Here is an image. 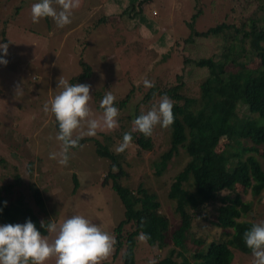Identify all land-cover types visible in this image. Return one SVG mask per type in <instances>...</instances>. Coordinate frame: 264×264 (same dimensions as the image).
Here are the masks:
<instances>
[{
	"label": "rangeland",
	"instance_id": "rangeland-1",
	"mask_svg": "<svg viewBox=\"0 0 264 264\" xmlns=\"http://www.w3.org/2000/svg\"><path fill=\"white\" fill-rule=\"evenodd\" d=\"M140 1L80 0L72 22L58 28L51 18L48 22L45 18L39 23L32 22L31 5L38 0H0V43L8 44L6 56L0 51V58L8 61L6 65L0 64V190L8 200L31 209L39 228L41 221L58 223L80 214L115 236V228L124 219V207L118 196L109 185H103L109 161L96 155L93 142L70 150L67 166L49 158L50 153L59 150V142L55 139L58 132L54 116L44 111V105L62 90L58 80L62 77L70 83L86 74L85 66L90 68L89 76L76 84L91 86L89 108L91 118L96 119L102 115L99 103L107 91L119 101L132 85L136 86L131 105L117 117L116 129L97 130L95 136L83 137L97 140L117 154L115 149L123 134L132 127V121L126 117L135 111L139 116L160 100L156 97L150 104H141L148 89L144 87V79L154 82L159 89L175 84L178 73L188 82L191 75L187 70L183 73V56L198 58L213 54L214 50L208 51L203 43L192 50L191 46H183L191 30L203 32L223 21L238 26L247 23L255 15L260 17L262 3L261 0H146L140 6ZM192 77L199 80L188 84L183 93L199 99V82L206 76L192 70ZM132 134L138 136V132ZM149 137L152 151L137 157L134 141L126 149L122 165L127 176L120 183L127 192L142 187L154 193L171 231L179 225V219L167 194L189 158L180 149L162 174L156 176L154 164L169 149L171 130L157 125ZM227 142L221 141L218 149ZM259 162L264 168V160ZM73 175L78 181L75 193ZM35 190L42 196V209L34 205ZM235 190L243 203L251 204L249 214L241 219L253 223L264 221V192L254 195L251 189L244 191L240 186ZM226 194L222 193L220 198ZM206 214V220L192 223L185 247L175 252L173 262L183 264L187 260L193 264L194 253L230 233L225 230L222 234L215 227V207L208 208ZM17 223L23 224L25 220ZM130 231L131 226H125L121 248L116 251L114 247L102 264H123L122 253ZM197 240L203 242L201 246L195 243ZM171 247L169 242L167 248L159 251L137 238L135 262L148 264L150 259H155L159 264ZM232 254L231 264H252L251 253L232 249ZM46 264H55V260L50 259Z\"/></svg>",
	"mask_w": 264,
	"mask_h": 264
},
{
	"label": "trees",
	"instance_id": "trees-1",
	"mask_svg": "<svg viewBox=\"0 0 264 264\" xmlns=\"http://www.w3.org/2000/svg\"><path fill=\"white\" fill-rule=\"evenodd\" d=\"M145 1H140L139 5ZM261 1L260 17L255 15L247 23L238 26L223 21L203 32L191 30L183 46H191L192 50L198 43H203L208 51L214 50L213 54L198 58L183 56V73L187 70L191 80L186 82L183 74L178 73L175 84L163 89L155 85L141 98L142 105L165 94L173 101L170 147L154 164V174L160 176L180 149L189 158L173 179L167 194L179 219L174 230L170 231V222L161 213V205L154 193H148L142 187L129 192L123 190L120 181L127 176L122 165L126 150L114 154L108 146L86 138H81L79 146L71 149L77 150L87 142H93L96 155L109 161L103 185L110 186L124 207V219L114 230L116 251L122 246L121 235L125 226L132 228L125 239L123 264H136L134 249L141 232L150 236L146 243L152 249L161 251L171 243V249L159 264H177L172 261V256L185 247L192 223L198 219L206 220V211L210 207H215V227L222 234L225 230L230 233L218 242H210L203 251L194 253L193 264H231L232 249L251 253L242 236L254 223L241 219L249 214L251 204L243 203L235 188L251 189L254 195L264 192V168L259 162V159L264 160V0ZM45 20L48 22V18ZM85 67L86 74L72 79L71 84L89 76L90 68ZM192 70L206 76L199 82V99L183 93L188 84L199 80L192 77ZM135 87L132 85L121 100L114 101L119 113L131 105ZM242 109L244 112L241 113ZM136 117L137 111L128 115L126 120L132 121ZM224 139L228 142L219 150ZM132 141L137 147V157L153 149L151 138L139 132L138 136L132 134ZM15 178L18 181L19 177ZM72 180L75 193L78 189L75 175ZM222 193L227 194L220 198ZM32 197L35 207L42 209L40 192L35 190ZM21 219L25 222L30 219L37 230L46 235V231L38 227V219L31 209L8 200L0 190V223L17 224ZM142 219L146 221L143 228L140 226ZM195 243L201 246L203 242L197 240ZM183 264L189 262L185 260Z\"/></svg>",
	"mask_w": 264,
	"mask_h": 264
},
{
	"label": "clouds",
	"instance_id": "clouds-1",
	"mask_svg": "<svg viewBox=\"0 0 264 264\" xmlns=\"http://www.w3.org/2000/svg\"><path fill=\"white\" fill-rule=\"evenodd\" d=\"M80 6V0H38L31 5V20L39 23L41 19L51 18L58 28H64L72 22L73 11ZM8 44L0 43V51L7 55ZM7 60L0 58V64ZM145 88L154 87V82L144 79ZM58 87L62 90L45 105L44 111L50 112L58 124L55 139L59 142V150L49 154L61 166H67L72 148L79 146V140L85 136H95L97 130L111 131L118 127L119 109L114 106L116 97L107 91L99 103L102 115L99 119L91 118L89 108L90 85L70 84L60 78ZM173 101L165 94L158 104L142 112L132 120L129 132L123 134L122 141L115 151L124 152L132 143V133L139 132L151 136L153 129L159 125L169 128L174 122ZM74 133L77 135L74 136ZM114 171L115 166H114ZM6 203V202H5ZM146 221L141 220L144 227ZM41 228L48 235H42L36 225L29 219L23 224H5L0 226V264H46L50 259L55 264H102L112 254L116 239L114 234L103 230L83 215L71 217L47 224L41 221ZM150 236L141 232L138 240L146 243ZM242 240L251 250L252 264H264V221L254 223L243 232ZM148 264H157L150 259Z\"/></svg>",
	"mask_w": 264,
	"mask_h": 264
}]
</instances>
